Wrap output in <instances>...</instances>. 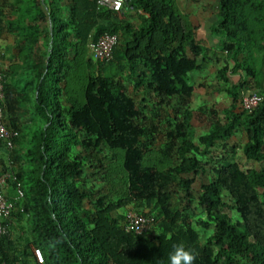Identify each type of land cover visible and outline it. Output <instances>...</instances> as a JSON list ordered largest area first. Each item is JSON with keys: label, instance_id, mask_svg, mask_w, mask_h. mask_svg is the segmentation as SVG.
Instances as JSON below:
<instances>
[{"label": "trees", "instance_id": "obj_1", "mask_svg": "<svg viewBox=\"0 0 264 264\" xmlns=\"http://www.w3.org/2000/svg\"><path fill=\"white\" fill-rule=\"evenodd\" d=\"M215 1L219 49L177 0H125L118 12L0 0V39L14 43L0 109L16 134L0 139V179L12 175L0 196L15 204L0 264H167L181 243L195 264H264V102L242 109L263 74L264 0ZM106 35L119 37L113 58L95 62L90 44ZM208 66L232 104L209 109L196 141L193 75ZM240 131L248 142L231 145ZM131 213L150 230L128 232Z\"/></svg>", "mask_w": 264, "mask_h": 264}, {"label": "rangeland", "instance_id": "obj_2", "mask_svg": "<svg viewBox=\"0 0 264 264\" xmlns=\"http://www.w3.org/2000/svg\"><path fill=\"white\" fill-rule=\"evenodd\" d=\"M177 4L181 9V12L185 15H188L191 22L194 21L195 24H200L202 27L204 26L205 21H207V16L209 15L210 21L213 22L216 18V7L217 2L215 0H177ZM209 26V25H208ZM201 43L205 46H209L210 42L205 39H201ZM13 38H7L3 36L0 39V50L4 53L3 61L7 62L8 70L11 71L13 69V65L11 63V59L13 58ZM5 69V71H8ZM24 70V71H23ZM27 69H21L25 73ZM19 72V70H16ZM216 72L215 68L209 67L202 72H197L193 75V83L195 84V93H194V101H193V111H194V119H193V127L196 135V141L198 138L204 134L207 130V125L209 121L208 111L210 108L213 109H221L224 107L225 102L227 103V96L225 93H215L212 89L211 79L214 77ZM208 77H210V81L208 82ZM25 83L26 81H19L20 84ZM211 83V85H210ZM125 85L127 89L131 93L132 84L130 81H126ZM211 86V87H210ZM135 100L140 102L143 100L142 96H134ZM27 131V130H26ZM204 132V133H203ZM231 145L238 144L241 147L245 144V137L242 132H238L237 135L230 142ZM2 154H0L1 157ZM242 155V151L240 150L236 157ZM202 186V180L198 179L195 184V191L199 192ZM197 207V205H195ZM194 206V209H195ZM197 213H201V209H196ZM207 235H203L205 239Z\"/></svg>", "mask_w": 264, "mask_h": 264}, {"label": "built area", "instance_id": "obj_3", "mask_svg": "<svg viewBox=\"0 0 264 264\" xmlns=\"http://www.w3.org/2000/svg\"><path fill=\"white\" fill-rule=\"evenodd\" d=\"M125 0H98V5L102 9L111 10L118 12L123 8ZM119 43L118 35H106L100 37L98 40L91 42L90 50L93 55L95 62H107L112 60L114 49ZM5 98V76L3 74V61L0 59V100ZM264 102V96L254 94L252 96L244 97L242 102V109L254 112L259 106ZM16 135L14 132L10 131L4 125V113L0 109V139H10ZM12 178L9 172H5L0 179V188L4 190L7 186V181ZM15 204L13 201L9 200L4 196H0V237L5 232L3 227V220L9 218ZM150 222L144 217H139L135 214L129 215V222L127 225L128 232H134L137 234H144V232L150 230ZM36 257L40 263L44 262V257L41 250H35Z\"/></svg>", "mask_w": 264, "mask_h": 264}, {"label": "crops", "instance_id": "obj_4", "mask_svg": "<svg viewBox=\"0 0 264 264\" xmlns=\"http://www.w3.org/2000/svg\"><path fill=\"white\" fill-rule=\"evenodd\" d=\"M216 7V16H217V13H218V3H217V6ZM193 25L198 29V36H199V40L200 42L202 41L201 39H205V40H208V42H210L209 46L210 48L214 49H219L220 46H221V41L219 42V38H217L213 33H212V25L214 23L210 21V18H209V15L207 16V21H205L206 24H204V26L202 27L200 24H195L194 21H192ZM209 25V26H208ZM223 54L220 53V56H222ZM3 57H4V53L2 54V57H1V60L3 61ZM258 58L260 59L261 58V55L258 56ZM208 67H211V66H208ZM213 68V67H212ZM258 68H260V65L258 64ZM3 69H4V72H5V69H9L8 68V65H7V62H5V60L3 61ZM216 69V68H215ZM263 70V74L260 76V84L256 83L255 81L251 80V82L253 83L252 86L255 88V91L254 93H258L259 94H262L264 95V68L262 69ZM9 71V70H8ZM216 74V72H215ZM215 77V75H214ZM214 77L212 78L214 80ZM231 78L233 80H235L236 83H240V82H247L249 81V77L246 75V74H242L241 76L239 75H231ZM211 79V80H212ZM222 93H225V92H222ZM220 93V94H222ZM244 95H247V91L243 92ZM225 95L227 96L228 100H227V103L225 102V105L223 108L221 109H215L216 111H219L221 113L225 112L228 108L231 107V104H232V101H231V98H229V96L225 93ZM243 95V96H244ZM241 110V107L237 109V111ZM207 132V131H206ZM244 134V137H245V144L248 142V136L246 134V132L244 131H240ZM204 133V132H203ZM203 135V134H202ZM244 144V145H245ZM0 154L2 155H5V151H3L2 149H0Z\"/></svg>", "mask_w": 264, "mask_h": 264}, {"label": "clouds", "instance_id": "obj_5", "mask_svg": "<svg viewBox=\"0 0 264 264\" xmlns=\"http://www.w3.org/2000/svg\"><path fill=\"white\" fill-rule=\"evenodd\" d=\"M196 253L184 244H177L167 258V264H195Z\"/></svg>", "mask_w": 264, "mask_h": 264}]
</instances>
